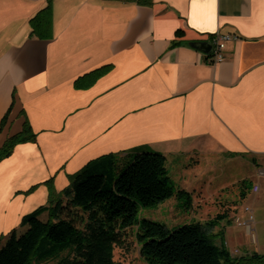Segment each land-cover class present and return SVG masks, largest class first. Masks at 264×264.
<instances>
[{
  "label": "crops",
  "instance_id": "crops-1",
  "mask_svg": "<svg viewBox=\"0 0 264 264\" xmlns=\"http://www.w3.org/2000/svg\"><path fill=\"white\" fill-rule=\"evenodd\" d=\"M46 7L0 0V151L26 123L36 135L0 162V239L24 232L22 218L88 162L136 148L163 154L180 171L179 191L196 195L218 176L195 172L196 158L226 157L247 175L257 160L252 191L263 212L264 0H52L50 33L34 34L30 22ZM216 35L239 39L211 64L191 44ZM106 66L91 88H76ZM254 223L239 257L264 255L263 213Z\"/></svg>",
  "mask_w": 264,
  "mask_h": 264
},
{
  "label": "trees",
  "instance_id": "trees-1",
  "mask_svg": "<svg viewBox=\"0 0 264 264\" xmlns=\"http://www.w3.org/2000/svg\"><path fill=\"white\" fill-rule=\"evenodd\" d=\"M136 1L151 4V0ZM30 24L34 34L50 33L52 0H47V7ZM109 71L110 66L97 69L78 79L75 86L89 89ZM35 140L26 123L20 134L6 141L0 162L11 156L17 145ZM167 166L163 154L146 148L91 160L69 177L66 189L50 194L46 206L22 218L24 232L14 230L1 237L0 264H115L114 249L122 232L134 228L146 264H264V255L236 258L224 244L216 245L208 232L212 222L169 230L165 224L140 218L144 209L173 197ZM242 188L245 197L251 184L244 181ZM179 194L186 199L189 196L184 191ZM223 220L218 215L214 222Z\"/></svg>",
  "mask_w": 264,
  "mask_h": 264
},
{
  "label": "rangeland",
  "instance_id": "rangeland-1",
  "mask_svg": "<svg viewBox=\"0 0 264 264\" xmlns=\"http://www.w3.org/2000/svg\"><path fill=\"white\" fill-rule=\"evenodd\" d=\"M225 158L226 157L221 156L217 159H211L202 156L191 162L192 166L201 167L194 170L195 172H201V169H203L205 178L210 179L211 177L218 176L215 180H212L211 184L209 183L207 185L204 192L197 195L195 193H187L189 195L187 199L190 201L188 205L186 204L188 200L179 194L182 184V180H180L178 175L180 171L178 167L173 168L172 165L168 163L167 168L173 186V197L157 207L144 209L141 212L140 218L165 224L169 230H175L184 225L193 223L205 225L212 222L214 225L208 232L212 236L213 242L218 246L224 244L231 255L234 253V257L239 258V252L244 253L245 250L253 246V236L255 237L256 235V223L254 222L255 220H259L262 213L264 216V200L263 212H260V200L262 195L254 194L252 191V185L255 184L258 177L261 176L262 168L259 166L260 164H257L256 160V163L251 164V171L247 175L248 168L246 166L238 169L236 167L234 170L232 166H230L231 164L227 163V159ZM244 173L247 176H242ZM244 179L248 181V184H251V189L248 191V197L244 201H241L240 191ZM224 184L228 187L222 192H217ZM252 208L255 210L254 214L251 211ZM245 210L251 213L252 218H250L249 221L252 233H247V227L239 224H244V218H242L241 214H243ZM238 211L241 212L239 214L240 219H238V215H236ZM218 215L224 217V220L220 223L214 222V219ZM237 220H239V222ZM114 263L146 264L140 255L135 228L127 229L122 232L120 241L116 244L114 249ZM41 264L54 263L45 262Z\"/></svg>",
  "mask_w": 264,
  "mask_h": 264
},
{
  "label": "built area",
  "instance_id": "built-area-1",
  "mask_svg": "<svg viewBox=\"0 0 264 264\" xmlns=\"http://www.w3.org/2000/svg\"><path fill=\"white\" fill-rule=\"evenodd\" d=\"M239 38L237 36L234 35H216L214 36L210 41L213 42L215 49L213 54L208 55L209 56V61L211 64H218V63H222L225 59V49H226V45L229 42L232 41H236ZM258 191V187H254V192ZM239 222V220H237ZM241 226H246L249 230L250 233H252L251 231V225H250V221L246 222V223H239Z\"/></svg>",
  "mask_w": 264,
  "mask_h": 264
},
{
  "label": "water",
  "instance_id": "water-1",
  "mask_svg": "<svg viewBox=\"0 0 264 264\" xmlns=\"http://www.w3.org/2000/svg\"><path fill=\"white\" fill-rule=\"evenodd\" d=\"M194 48L205 52L207 55H211L214 52L215 46L212 41L209 42H197L191 44Z\"/></svg>",
  "mask_w": 264,
  "mask_h": 264
}]
</instances>
